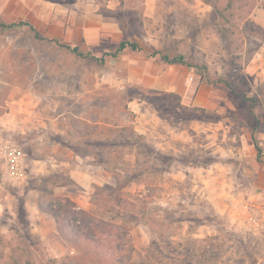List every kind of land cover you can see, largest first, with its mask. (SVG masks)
Returning <instances> with one entry per match:
<instances>
[{
  "label": "rangeland",
  "instance_id": "rangeland-1",
  "mask_svg": "<svg viewBox=\"0 0 264 264\" xmlns=\"http://www.w3.org/2000/svg\"><path fill=\"white\" fill-rule=\"evenodd\" d=\"M33 1L0 0L1 19L33 18ZM48 1L114 16L157 59L183 56L188 95L0 27V264H264V28L251 15L264 0ZM6 144L24 154L19 175Z\"/></svg>",
  "mask_w": 264,
  "mask_h": 264
},
{
  "label": "crops",
  "instance_id": "crops-1",
  "mask_svg": "<svg viewBox=\"0 0 264 264\" xmlns=\"http://www.w3.org/2000/svg\"><path fill=\"white\" fill-rule=\"evenodd\" d=\"M33 9L35 16L27 22L33 24L40 34L77 46L81 52L91 50L96 58L104 57L108 65L127 73L125 83L175 92L183 97L188 95V88L182 82L187 69L181 63L161 61L142 50L133 51L129 48L112 54L126 40L114 16L105 15L98 8L72 9L48 0L33 1ZM251 15L253 22L264 28V6H256ZM120 79L123 80L122 77ZM204 94L201 90L195 98L196 104L202 105ZM206 96L209 103L216 95L210 93ZM247 133L241 134V141L244 142L242 146L254 154L255 143Z\"/></svg>",
  "mask_w": 264,
  "mask_h": 264
},
{
  "label": "trees",
  "instance_id": "trees-1",
  "mask_svg": "<svg viewBox=\"0 0 264 264\" xmlns=\"http://www.w3.org/2000/svg\"><path fill=\"white\" fill-rule=\"evenodd\" d=\"M21 24H25V25H28L30 26L32 32L34 33V36L35 38L37 39H45L46 37L43 36L42 34H40L37 29L35 28V26L27 21H21V22H6L4 21L3 19H1L0 17V27L1 28H12V27H15L17 25H21ZM56 42H59V41H56ZM67 49L71 50L72 53H75V54H78V55H83L81 53V51L79 50V48L77 46H71V45H64ZM131 49L133 51H136V50H143L141 45L135 41V40H125V41H122L119 45V47L117 48V51L116 53H112V54H117L118 52L120 51H123L125 49ZM160 52H153V53H147V55L149 56H153V57H156L157 54H159ZM100 60H104L105 58H98ZM161 61H165V62H168V63H181V64H185V61H184V57L183 56H177V57H170L169 55L167 54H160L159 58ZM229 86L230 88L233 89L234 91V87L231 83H229ZM257 148H258V151H260V148L259 146L257 145ZM53 211H51L52 213ZM54 213V212H53ZM73 221H77L76 218L73 219ZM86 222V221H85ZM86 223H90L89 221L86 222ZM90 225H93L92 223H90ZM93 239V237H91ZM90 236H87V239L88 240H91ZM89 242V241H88ZM92 242L96 245L98 243L97 239L95 240H92Z\"/></svg>",
  "mask_w": 264,
  "mask_h": 264
},
{
  "label": "built area",
  "instance_id": "built-area-1",
  "mask_svg": "<svg viewBox=\"0 0 264 264\" xmlns=\"http://www.w3.org/2000/svg\"><path fill=\"white\" fill-rule=\"evenodd\" d=\"M191 79L192 77L187 79V81L189 82ZM2 149L4 153V164L6 170L12 175H19L24 163L23 152L15 145L9 144L4 145Z\"/></svg>",
  "mask_w": 264,
  "mask_h": 264
}]
</instances>
